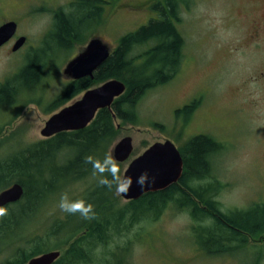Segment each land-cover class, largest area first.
Listing matches in <instances>:
<instances>
[{
    "label": "rangeland",
    "instance_id": "obj_1",
    "mask_svg": "<svg viewBox=\"0 0 264 264\" xmlns=\"http://www.w3.org/2000/svg\"><path fill=\"white\" fill-rule=\"evenodd\" d=\"M145 1L105 0L100 21L95 20L83 30L86 40L62 48L46 47L44 42L53 30V10L61 7L69 11L73 0H1L0 20L16 18L17 36H26L27 41L17 52L11 51L17 37L0 49V84L18 74L33 53L47 55L42 58V72L35 86L19 87L15 102L0 107V161L21 155L45 140L41 130L57 110L53 101L69 82L63 74L66 63L93 36L101 37L113 50L123 35L147 25L152 12ZM190 1L182 0L184 9L178 10L177 19H173L184 42L178 71L170 81L147 90L141 97L135 125L116 121L121 127L112 143L125 136L133 139L132 155L119 163L123 175L128 163L154 142L168 139L183 149L193 136L212 137L221 145L209 159L207 182L217 185L212 198L223 214L247 211L264 205V82L257 73L258 65L264 66V55L259 61L250 44L248 19L234 23L230 19V7L237 0ZM141 49L137 48L135 54ZM194 99L198 104L189 117L176 113ZM59 153L57 161L64 157ZM92 171L59 176L47 186L35 188L41 201L35 216L31 215L25 225L22 238L42 235L48 226H56L67 215L58 207L61 194L67 192L71 200L83 199L98 187V177ZM106 195L105 203L118 220L114 221L108 244L98 245L94 260L90 257L84 264H264L262 233L247 235L244 244L234 243L217 252L206 249L207 253L196 230L208 221H195L189 210L168 202L163 209L137 214L129 211V201L117 195L115 187ZM4 252L1 246L0 263L15 260L13 251Z\"/></svg>",
    "mask_w": 264,
    "mask_h": 264
},
{
    "label": "trees",
    "instance_id": "obj_2",
    "mask_svg": "<svg viewBox=\"0 0 264 264\" xmlns=\"http://www.w3.org/2000/svg\"><path fill=\"white\" fill-rule=\"evenodd\" d=\"M104 4L105 0H73L69 11L58 10L54 15L53 30L44 42L47 43L46 47L55 45L67 48L84 42L87 36H82L83 30L90 28L95 20L100 21L99 14ZM158 9L160 14L157 20H150L147 25L119 39L111 55L95 70L93 79L83 77L69 82L53 101L56 109L91 86L115 78L125 83L126 90L114 101L111 109L99 110L94 120L83 129L58 133L24 150L21 155L0 161V191L11 185L6 186L10 181L24 187L21 199L4 206L8 215L0 219V248L2 246L5 252L13 251L16 258L0 264L24 263L45 252L46 248L62 250L53 264H84L94 256V249L98 245L105 246L110 241V232L118 216L106 205L108 202L105 203L109 190L99 185L83 197L94 206V219L84 220L79 214H67L56 226H48L42 235L26 240L22 238V233L29 218L35 216L36 207L41 201L37 199L35 188L47 186L59 176L91 169L92 166L86 164L84 158L88 155L104 158L121 127L120 123L116 127V121L135 125L136 108L141 97L147 90L170 81L178 71L184 44L173 20L178 17V7L175 1L168 0L165 8L159 5ZM137 48L142 49L135 54ZM46 55L33 53L32 59L18 74L0 84V107L15 102L19 87L32 89L35 86ZM194 105L185 106L177 114L188 116ZM154 127L159 126L155 124ZM220 149L221 145L210 136L191 137L180 150L184 160V170L179 180L181 187L175 186L174 193L167 189L147 193L130 202L129 211L140 214L147 209L152 212L174 201L182 209L189 210L195 221H208L196 230V234L206 249L216 252L230 248L234 243L244 244L247 235L264 233V205L223 214L213 200L212 190L217 189V185L207 182L209 159ZM59 152L64 156L61 161H57ZM201 182L205 183L198 185ZM192 197L205 203L209 210L200 209ZM70 223L73 224L69 229Z\"/></svg>",
    "mask_w": 264,
    "mask_h": 264
},
{
    "label": "water",
    "instance_id": "obj_3",
    "mask_svg": "<svg viewBox=\"0 0 264 264\" xmlns=\"http://www.w3.org/2000/svg\"><path fill=\"white\" fill-rule=\"evenodd\" d=\"M15 22H7L0 26V46L7 42L15 33ZM26 41L24 36L19 37L12 50H18ZM110 55V45L100 37L91 38L86 46L65 66L63 74L72 79H80L85 76L93 77V72L107 60ZM125 91V84L117 79H110L97 87L85 91L82 96L54 113L45 123L41 135L45 138L52 137L63 131H73L85 128L95 117L98 110L110 109L115 98ZM133 151L132 138L130 136L119 139L112 147L111 154L118 162L126 161ZM184 169L183 158L169 141L156 142L134 158L123 175L132 178V187L124 195L125 199H138L148 192L166 189L178 182ZM143 172H147L151 183L144 189L136 184V178ZM24 193L23 186L16 182L0 192V206H5L18 201ZM60 256V251H49L32 257L21 264H53Z\"/></svg>",
    "mask_w": 264,
    "mask_h": 264
},
{
    "label": "clouds",
    "instance_id": "obj_4",
    "mask_svg": "<svg viewBox=\"0 0 264 264\" xmlns=\"http://www.w3.org/2000/svg\"><path fill=\"white\" fill-rule=\"evenodd\" d=\"M86 164L92 166L93 176L98 177V185L112 190L115 187L117 195H126L132 187V178L127 175H121V169L118 161L112 154H105L103 160L88 155L84 158ZM154 183V177L150 178L147 172L141 173L136 178V184L144 189ZM58 207L61 212L68 215L79 214L84 220L95 218L94 206L87 203L84 199L71 200L68 193L61 194ZM8 215L5 207L0 206V219Z\"/></svg>",
    "mask_w": 264,
    "mask_h": 264
},
{
    "label": "flooded vegetation",
    "instance_id": "obj_5",
    "mask_svg": "<svg viewBox=\"0 0 264 264\" xmlns=\"http://www.w3.org/2000/svg\"><path fill=\"white\" fill-rule=\"evenodd\" d=\"M167 1L168 0H146L145 1L146 8L150 12H152V15L150 18L151 20H157L159 18L160 10L158 9V6L160 5L163 8H165ZM173 1L176 2L179 11H181V9L182 10L184 9V3L182 2V0H173ZM197 1L198 0H191L190 3L194 4ZM0 2H1V0H0ZM187 6L188 5H186V7ZM232 7H233V10H232ZM60 9H63V8L57 7L52 12L53 24H54V15ZM230 10H231V12H230L231 18L230 19L233 20V23L236 22V20H238L240 18H247L248 21L250 22L249 24H250V28L252 30V33L250 34V41H251L250 44L253 45L254 50H256V52L258 53L257 57H258L259 61H261L263 58V55H264V0H237L236 2H233V5L230 7ZM149 20L147 21V24H148ZM7 21H15L17 23V28H18L19 22L16 18H8L5 21L0 20V23L2 24V23H5ZM16 36H17V31H16L15 35L10 39V41L12 39L16 38ZM5 45H3V46H5ZM258 66H259L258 67L259 70L257 72L258 73V79L264 82V66L262 63H260ZM194 107H195V105H194ZM175 186L181 187L180 181L170 185L166 189L171 191V193H174V191H175L174 187ZM163 190H165V189H163ZM160 191H162V190H160ZM192 198L195 201V203L198 204V207L200 209L205 210V211L209 210L208 206L205 203L201 202L199 199H197L195 197H192ZM171 202H174V201H171ZM170 205H172V204H170ZM262 235H264V233H262ZM203 248H204V246H203ZM207 250L205 248L206 252H207ZM209 251H211V250H209Z\"/></svg>",
    "mask_w": 264,
    "mask_h": 264
},
{
    "label": "bare ground",
    "instance_id": "obj_6",
    "mask_svg": "<svg viewBox=\"0 0 264 264\" xmlns=\"http://www.w3.org/2000/svg\"><path fill=\"white\" fill-rule=\"evenodd\" d=\"M21 199V198H20Z\"/></svg>",
    "mask_w": 264,
    "mask_h": 264
}]
</instances>
